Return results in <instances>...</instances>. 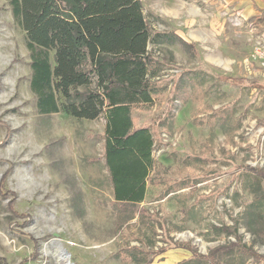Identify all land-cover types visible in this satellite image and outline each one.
I'll use <instances>...</instances> for the list:
<instances>
[{"label":"rangeland","instance_id":"1","mask_svg":"<svg viewBox=\"0 0 264 264\" xmlns=\"http://www.w3.org/2000/svg\"><path fill=\"white\" fill-rule=\"evenodd\" d=\"M141 3L167 40L148 43L157 87L132 119L154 123L153 166L144 200L126 204L103 158L104 113L38 112L24 32L0 0V264H139L118 254L127 246L149 264H210L218 247L211 264H264V176L244 169L264 172V12Z\"/></svg>","mask_w":264,"mask_h":264},{"label":"trees","instance_id":"2","mask_svg":"<svg viewBox=\"0 0 264 264\" xmlns=\"http://www.w3.org/2000/svg\"><path fill=\"white\" fill-rule=\"evenodd\" d=\"M6 1L24 32L30 58L29 86L38 112L62 110L87 119L104 113L103 158L114 199L126 204L143 201L157 132L153 122L135 125L132 109L152 101L157 83L150 68L153 52L148 43L167 40L166 33H161L163 37L151 33L141 0ZM92 82L93 89H75ZM58 94L65 98L62 105ZM244 169L264 176L263 170L253 166L244 165ZM235 245L251 250L240 242ZM218 249L207 255L210 264ZM117 252L139 264L152 261L139 246L118 248ZM189 260L176 264H189Z\"/></svg>","mask_w":264,"mask_h":264},{"label":"crops","instance_id":"3","mask_svg":"<svg viewBox=\"0 0 264 264\" xmlns=\"http://www.w3.org/2000/svg\"><path fill=\"white\" fill-rule=\"evenodd\" d=\"M213 5L214 10H221L223 6H229L232 14L240 16L241 19L259 17L264 12V0H203ZM169 256L167 257V259ZM174 258L167 260L164 264H176Z\"/></svg>","mask_w":264,"mask_h":264},{"label":"bare ground","instance_id":"4","mask_svg":"<svg viewBox=\"0 0 264 264\" xmlns=\"http://www.w3.org/2000/svg\"><path fill=\"white\" fill-rule=\"evenodd\" d=\"M197 243L201 245V242H197ZM66 258H68V255L66 256ZM65 260H66V264H71L70 261H68V259H65Z\"/></svg>","mask_w":264,"mask_h":264},{"label":"water","instance_id":"5","mask_svg":"<svg viewBox=\"0 0 264 264\" xmlns=\"http://www.w3.org/2000/svg\"><path fill=\"white\" fill-rule=\"evenodd\" d=\"M189 235V234H188ZM193 242L197 243V242H200L199 239H196V238H193ZM72 264V263H71Z\"/></svg>","mask_w":264,"mask_h":264}]
</instances>
